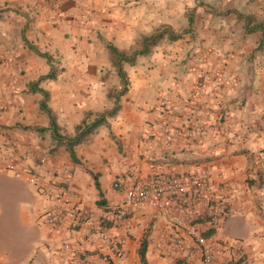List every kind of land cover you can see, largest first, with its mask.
Masks as SVG:
<instances>
[{
	"label": "crops",
	"instance_id": "obj_1",
	"mask_svg": "<svg viewBox=\"0 0 264 264\" xmlns=\"http://www.w3.org/2000/svg\"><path fill=\"white\" fill-rule=\"evenodd\" d=\"M77 4L0 0V176L23 181L30 192L17 205L21 235L15 243L0 235V264L77 259L83 264H142V243L145 264H201L183 248L168 256L155 250L167 226L151 208L130 210L122 222L109 221L108 211L122 200L113 188L121 176H187L204 167L213 171L209 199L193 206L190 217L204 236L210 233L205 237L216 261L246 264L248 257L264 264V185L252 180L260 167L257 157L264 159V132L258 131L264 120V68L252 56L258 38L234 32L231 25L237 20L198 17L192 27L205 30L202 35L161 41L150 55L137 56L134 66L124 69L128 85L118 112L74 148L73 161L65 145L54 140L50 117L58 134L71 138L84 119L92 122L110 111L115 99L108 93L117 96L121 90L108 49L95 41L80 42L71 31L78 25L71 15ZM217 4L211 0L209 6ZM232 8L240 9L238 3ZM50 74L54 79H46ZM187 132L198 136L186 138ZM9 162L17 172L6 169ZM30 174L44 188L61 186L67 201L31 185ZM76 209L89 217L78 228L71 226ZM56 210L65 217L60 231L40 220ZM215 211L220 220L212 228L209 217Z\"/></svg>",
	"mask_w": 264,
	"mask_h": 264
},
{
	"label": "rangeland",
	"instance_id": "obj_2",
	"mask_svg": "<svg viewBox=\"0 0 264 264\" xmlns=\"http://www.w3.org/2000/svg\"><path fill=\"white\" fill-rule=\"evenodd\" d=\"M105 1L77 0V12H73L71 15L78 22V27L74 26L75 30L71 29V31L75 32L76 36L79 34L80 42L86 40L88 44H91L95 41L97 45L106 49L109 45L118 48L114 45L117 42L125 47L124 50H119V48L118 50L130 57L141 49L143 38L154 34L167 31L174 36H180V39H182V35L191 39L196 35H202L205 30L200 32V30L197 31L199 28L192 27L198 17L201 20H237L238 23L231 25L234 32L238 31L241 34L243 31L247 36L258 38L252 56H255L254 60L258 62L257 66L264 68V46L259 48L261 33L259 31L246 33L244 30L246 22L237 17V15L248 17L250 27L257 25L264 27V0H214L218 1L216 8L209 6L211 0H110L111 6L107 5ZM115 3L117 6H114ZM236 3L240 7L238 12L232 8ZM191 15L192 20H190ZM237 24L239 25L237 26ZM240 25L242 26L240 27ZM212 30L214 28L210 29V31ZM221 31L222 29L219 30V32ZM83 33L87 36L84 37ZM161 41L172 42L166 34L157 44H160ZM73 43L76 45L77 42ZM153 47H150L144 56L150 55ZM110 66L112 67V65ZM128 67H131L128 63H121L123 71ZM112 69L116 72L113 67ZM261 81L264 84V74L261 76ZM258 128V131L264 132V120H260ZM256 161L259 162L260 167L252 180L253 183L257 182L261 186L264 185L263 156L257 157ZM29 195L30 192L23 181L10 180L0 176V212L2 213L0 235L8 243H15L16 237L22 233L23 226L19 221L17 205L19 201L26 199ZM257 209L260 213L262 212L260 205Z\"/></svg>",
	"mask_w": 264,
	"mask_h": 264
},
{
	"label": "built area",
	"instance_id": "obj_3",
	"mask_svg": "<svg viewBox=\"0 0 264 264\" xmlns=\"http://www.w3.org/2000/svg\"><path fill=\"white\" fill-rule=\"evenodd\" d=\"M198 134L187 132L184 137L195 138ZM13 148L21 150L18 143ZM9 171L17 172L14 164L6 165ZM62 173L68 174L63 168ZM213 171L210 167H204L197 172L185 175H154L145 179L138 178L134 174L121 176L113 182V188L123 194L120 203L112 205L108 211L111 222L124 221L130 210L149 207L164 221L167 230L161 234V238L154 243L155 250L161 256H168L175 250L183 248L197 257L201 264H233L230 260L216 261L213 246L199 228L194 225L190 217V210L200 203L206 204L209 199L210 181ZM29 183L46 192L54 200H66L64 189L59 185L48 188L42 187L38 178L29 175ZM41 184V185H40ZM67 201V200H66ZM76 216L71 226L78 228L88 223V213L83 209H76ZM219 214L212 212L209 217V225L216 228L219 225ZM42 224L56 229H63L65 217L62 211H50L41 215ZM66 248H68L66 246ZM243 255V253H240ZM246 264H253L247 257ZM68 264H83L80 259L71 260Z\"/></svg>",
	"mask_w": 264,
	"mask_h": 264
},
{
	"label": "trees",
	"instance_id": "obj_4",
	"mask_svg": "<svg viewBox=\"0 0 264 264\" xmlns=\"http://www.w3.org/2000/svg\"><path fill=\"white\" fill-rule=\"evenodd\" d=\"M238 19H243L246 22V26L244 27V30L246 33H254L256 31H259L262 35L260 43H259V48H262L264 46V27L261 25H257L254 27H250V20L248 17L242 16V15H237ZM190 20H192V15L190 16ZM166 34L168 38L172 41H176L180 38V36H174L171 33H168L167 31L164 33H158L151 35L149 37H145L141 40V49L137 52H135L132 56L127 57L123 51H119L116 47L109 45L107 46V49L110 54V63L112 67L115 69L117 76L120 79V84H121V90L120 92L116 95H113L111 93H108L109 98H114L115 99V104L113 108L110 111H107L103 114H101L99 117H97L94 121L92 122H87V118L82 121V123L76 127L75 130V135L71 138H66L62 137L58 134L57 132V127L53 121V119L50 117V129L52 130L54 140H56L58 143H62L65 145V148L70 156V158L75 161V154H74V148L81 144L92 132L99 127L100 125H103L106 123V118L111 117L115 115L118 110V100L119 98L124 95L127 91V79L124 71L121 68V63L126 62L130 65H133L135 62V58L140 55H145L147 54L148 50L150 47L155 46L161 38ZM29 49L37 53L38 55L47 58V55L40 54L34 47L31 45H28ZM46 79H54L53 75H48ZM39 93L44 95V99H46V94L43 93L42 91L38 90ZM42 108L48 115H50L49 111L46 110L45 108V103H42ZM211 232V231H210ZM205 236H210V233L205 234ZM138 256L140 258V261L142 264H145V243H142V246L140 247L138 251Z\"/></svg>",
	"mask_w": 264,
	"mask_h": 264
}]
</instances>
